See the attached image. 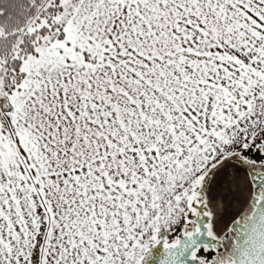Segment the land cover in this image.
Returning a JSON list of instances; mask_svg holds the SVG:
<instances>
[{
	"label": "snow or ice",
	"instance_id": "obj_1",
	"mask_svg": "<svg viewBox=\"0 0 264 264\" xmlns=\"http://www.w3.org/2000/svg\"><path fill=\"white\" fill-rule=\"evenodd\" d=\"M0 264H264V0H0Z\"/></svg>",
	"mask_w": 264,
	"mask_h": 264
}]
</instances>
